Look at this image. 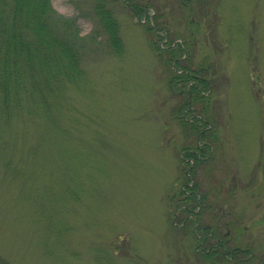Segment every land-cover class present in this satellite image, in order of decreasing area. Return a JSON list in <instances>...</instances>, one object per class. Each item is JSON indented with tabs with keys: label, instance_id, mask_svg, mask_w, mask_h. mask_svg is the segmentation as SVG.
Instances as JSON below:
<instances>
[{
	"label": "rangeland",
	"instance_id": "374dc122",
	"mask_svg": "<svg viewBox=\"0 0 264 264\" xmlns=\"http://www.w3.org/2000/svg\"><path fill=\"white\" fill-rule=\"evenodd\" d=\"M102 1L121 51L95 0H50L74 18L84 74L50 109L0 117V264H219L200 253L221 239L264 264V0H132L166 21L159 46H182L208 79L183 112L192 81L170 88L145 14ZM180 114L208 120L204 141ZM206 143L204 161L185 157ZM193 181L199 218L182 193Z\"/></svg>",
	"mask_w": 264,
	"mask_h": 264
},
{
	"label": "trees",
	"instance_id": "16d2710c",
	"mask_svg": "<svg viewBox=\"0 0 264 264\" xmlns=\"http://www.w3.org/2000/svg\"><path fill=\"white\" fill-rule=\"evenodd\" d=\"M129 3L134 15L141 17L145 14L146 28L156 37L151 41L152 48L159 55H165L166 63L175 68L171 69L168 79L170 88L183 89L184 84L192 81L187 88L184 101L177 107V112H183L184 109L188 111V106L193 101L204 98L201 87L208 85V79L198 75L200 74L198 67L190 68L186 55L183 57L182 46H159L163 37L160 32L162 30L168 32L166 21L160 18L159 12L152 15V23H149L145 10L151 5L139 4L132 0ZM102 8L103 1L95 0V13L107 30L113 50L119 52L122 42L117 34V22ZM78 31L74 18L57 12L50 0H0V117L7 116L17 109L30 111L45 107L48 110L53 102L52 97H59L67 84H75L82 78L84 71L79 65L76 39ZM173 85L175 88H172ZM180 119L187 128L196 132L199 141H204L202 138L205 135L201 133V126L208 124L206 118L198 116L190 120L180 114ZM205 148L209 149L207 143L183 149L185 157L202 162L204 160L199 155L203 156ZM184 189L189 190V193L184 194V200L188 198L186 203L190 202V207L198 209L196 215L199 218L204 197L197 194L194 181L191 184L187 183L185 188H182V193ZM192 220L196 223V218ZM217 232L215 226H203L201 243L206 244L205 240L215 238ZM226 242L227 240L223 239L214 241L210 243L207 251L203 250L200 254L204 259L215 260L219 264H246L254 260L255 256L249 250L237 246L228 249ZM196 246H199V243ZM241 252L244 253L243 259L238 256ZM229 259L234 261L229 262Z\"/></svg>",
	"mask_w": 264,
	"mask_h": 264
}]
</instances>
